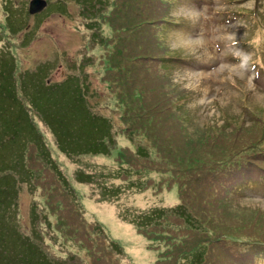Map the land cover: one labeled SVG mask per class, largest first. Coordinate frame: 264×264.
I'll return each mask as SVG.
<instances>
[{"label":"rangeland","instance_id":"rangeland-1","mask_svg":"<svg viewBox=\"0 0 264 264\" xmlns=\"http://www.w3.org/2000/svg\"><path fill=\"white\" fill-rule=\"evenodd\" d=\"M48 1L50 5L58 0ZM93 4H99L105 12L97 26H87L88 21L78 13V5L70 2L68 20L56 14V6L41 9L36 12L37 17H27L24 38L8 34L3 22L6 15L0 10V50L11 48L25 72L50 63L52 72L48 78L55 85L64 75L78 76L77 59L88 61L84 63L89 72L88 90L93 91L96 99L92 100L93 107H88L89 113L85 103L77 106L81 116L75 119L82 122V127L74 131L91 129L82 119L85 113L105 117L114 130L110 143L106 144L109 156L102 158L96 152L63 155L54 134L51 135L46 125L42 127L41 135L51 153L55 150L52 155L57 171L70 185L72 194L67 195V187L66 191L50 188L47 193L44 182L40 186L38 180V186L33 189L26 183L22 195L18 186L28 176L21 173V167L26 165L25 157L33 173L42 168L31 144L36 135L28 125L32 117L24 105L26 114L21 133L14 136L18 142L13 143L14 138L9 140L10 135H2L0 139V264H54L52 260L58 264H92L96 258L102 261L109 249L107 264H191L193 252L185 260L181 254L177 258L178 253L190 248L196 252L204 250L198 264H256L248 250L250 246L256 249L257 243L253 241L264 244V196L261 192L249 193L252 186H244L243 180L264 173V74L258 71L259 59L264 61V0H164L161 4L154 1L151 5L156 14L151 17L154 25L136 36L131 30L115 32L117 20H110L113 0H92ZM160 19L165 22L160 23ZM167 20L191 23L197 31L187 34L177 26L167 27ZM123 23L127 25V21ZM101 39L115 46L104 48L106 55L112 53L114 61L120 59L118 51L131 49L136 41L139 47H144L148 58L136 63L140 68L130 70L128 65V73L121 67L118 70L132 85L136 75L139 87L149 90L148 95L157 93L160 103L170 110L162 118L165 126L162 135L156 133L155 126L143 127L137 112L131 113L132 119L124 115L118 85H115L118 98L109 92L107 74L99 64L101 58L104 67ZM84 45L88 50L80 54ZM168 51L190 57L194 62L162 65V57ZM25 78L36 81L31 76ZM22 80L21 74L12 86L24 103ZM143 84L152 88V93ZM185 89L187 93L181 91ZM243 91L246 97H241ZM191 92L193 95L189 97L181 96ZM141 93L146 95V90ZM53 97L60 106L63 99L57 94ZM1 102L9 106L6 101ZM86 102L90 104L89 97ZM179 102L183 103L182 107L177 105ZM241 102L253 112L247 118L240 113L244 111ZM66 103L70 101H63ZM172 107H176L174 111ZM0 110L5 114L6 107ZM76 115L75 111L69 114ZM17 117L13 116L14 120ZM73 124L69 123L71 130ZM69 125L65 127L67 132ZM90 137L97 141L106 135H99L94 128ZM140 144L149 157L137 152ZM16 150L19 152L15 153ZM244 152L254 158L255 164L256 160L260 161L256 164L257 172L248 159L241 164ZM12 156L18 160L15 170L9 164ZM202 170L208 175L200 176ZM80 171L89 178L77 180ZM42 178L40 174L39 179ZM32 199H35L33 208L45 212L36 232L41 235L48 255L42 252L35 234L19 232L21 223L31 225ZM47 200L51 203H46ZM70 208L78 214L76 219L68 214ZM159 210L166 215L158 225L147 228L136 225L140 221L136 215ZM32 216L38 218L36 213ZM57 219L62 221L58 226ZM62 224L69 225L73 231L61 230ZM101 227L104 242H93ZM110 243L120 250L110 248Z\"/></svg>","mask_w":264,"mask_h":264},{"label":"trees","instance_id":"trees-1","mask_svg":"<svg viewBox=\"0 0 264 264\" xmlns=\"http://www.w3.org/2000/svg\"><path fill=\"white\" fill-rule=\"evenodd\" d=\"M46 1V7L48 6L47 10H50L52 6H56V14L60 15L62 18L64 17L65 20L70 19L69 14L71 13L70 8V2H73L75 5H78L80 11L78 12L79 15L86 21L87 26H94L98 25L99 23V17L102 15H105V12L103 13V9L97 4L96 6L92 5V0H58L57 3H52L49 5V1ZM154 1H157L159 4H161L164 0H113V9L110 13H113L110 20L116 21V27H114L115 32L120 33V29H122L124 32L127 30H131L132 33L135 32V36L139 33L144 32L145 30L151 28L154 25V22L151 21V17L156 15L153 9L151 8V5ZM28 0H0V10L5 13L6 17H4V23L5 28L9 35L12 36H21L24 38L25 31L28 28V23L26 18L29 17L31 14L28 11L29 2L27 4ZM37 14L33 15V17H37ZM119 17V18H118ZM127 21V25L123 23V21ZM125 26V27H124ZM98 28V27H97ZM23 34V35H22ZM99 38H102V36H98ZM123 37V36H122ZM121 37V38H122ZM118 38V37H117ZM119 43L120 44V39ZM111 41L114 43L113 39L111 38ZM135 41V40H134ZM107 41L104 39H101V46H102V54L104 56L103 65L101 64V58L99 59V64L101 65V70L103 68L104 72L107 74V77L105 76V81L108 82V89L110 93H114V97H117V92L115 89V85H118L119 89V101L120 104L125 108L124 109V115L129 116L131 118V113L137 112L140 117V121L143 124V127H146V125H149L150 127L155 126L157 128L156 133L158 135L161 134V131H164L165 126L163 123L162 118H165V115L169 109H167L165 104L160 103L159 96L157 93L149 94V90L145 88H140L139 83H137L136 75L134 76V82L133 85L129 82L128 79H124L123 76L120 74V71L118 70L120 67L121 69H125L128 73V65L130 70L132 68L138 69L140 68L136 63L140 62V59L146 60L148 57L146 56V51L144 50V47H139L138 42L132 44V48L126 50H123L121 52L118 51L120 55V59L116 58V61L119 59V62L114 61V57H112L110 54L106 55L104 52V48H112L115 46H111L109 43H106ZM88 50V47L84 45V47L81 49L80 54H85V51ZM79 56V55H78ZM81 57V56H80ZM17 57L14 53V51L10 48L7 50H0V109L2 107H6L5 114L2 113L0 110V139L2 135H10L9 140L13 139L15 135H19L21 133L22 125L24 122V114H26L24 110L27 109V112L32 117V122L29 121L28 125L32 130L35 132V139L33 140V143H31L35 148V152L38 154L39 163L41 162L42 168L40 171L33 173L32 170L28 167L27 164V158L25 157V163L24 167H21V173H23V177L27 176V180L20 181L18 186V193H22L25 190L26 183L31 184V189L37 187L36 182L40 181V186H42V182L45 184V188L47 190V193H49V189L52 190L62 188L66 191L67 187V195L71 197L72 191L70 190V185L64 181L63 176L61 173L59 174L57 171L56 164L53 161V149L52 153L50 151V147L46 143L45 138L43 135H41V128L45 127V125L48 127L49 131L51 132V135H53L55 142L57 144L58 149L63 153V155H68L70 153L71 156L73 154L75 155H85L90 154V152H96L100 156L108 157L107 154V146L106 144L110 143V135H114L113 133V124L109 122L105 117L100 115H88V107L92 106L93 102L92 100H95V94L93 91H89V84L90 81L88 79V66L85 65L80 59H77L76 61V70L78 73V76H66L64 75V79L57 82L55 85L52 83V81L48 78L50 73L52 72V64L48 63L45 65H42L38 69L35 70H28L25 72L23 66L19 67V64L17 62ZM117 64V66L114 67V64ZM18 67V69H17ZM14 68V69H13ZM21 68L22 70H20ZM116 69V70H115ZM123 69V70H124ZM110 73L112 74V77H110ZM127 73L126 74L127 76ZM18 76H17V75ZM23 76L22 83L20 85V88L22 89V95L26 96L25 102L22 103V101L19 99L18 95L16 94V89L12 84L14 83L13 80L20 79V76ZM66 74V73H64ZM25 76H31L36 79L35 82L26 81ZM136 80V81H135ZM115 82V83H114ZM12 86V87H11ZM15 86H17L15 84ZM143 86L149 88L148 86ZM19 88V89H20ZM150 89V93H152L153 89ZM54 90V93H53ZM142 91L146 90V95H142ZM61 91V92H60ZM52 92V93H51ZM60 92V93H59ZM55 94L59 98H62L63 100L60 102V106H57L54 97ZM20 96V98H21ZM90 98L91 102L88 104L86 101ZM118 98V97H117ZM144 99V101H143ZM70 101V104H63V101ZM1 101H6L9 106L4 105ZM82 103H85L87 106V113H85L86 116H83L82 119H84L85 126L90 127V130H83L81 133H78L74 131V128L82 127V122L80 120H76L75 118H79L81 116V113L77 110V106L81 105ZM92 103V104H91ZM94 105V104H93ZM120 105V107H122ZM68 107V108H67ZM93 107V106H92ZM95 107V106H94ZM122 107V108H123ZM67 108L66 111H63L62 113H59L60 110H63ZM90 109V107H89ZM31 111V113L29 112ZM121 110V109H119ZM76 112V116H69L70 113L73 114V112ZM64 113H66V116H62ZM13 116H18L17 118H13ZM127 119V117H125ZM68 121V122H67ZM67 122V123H66ZM73 124V130L70 129L69 123ZM69 125V131L67 132V129L65 127H68ZM96 129L98 131L99 135H106V138L102 137V140H91L90 133L93 131V129ZM71 131V132H70ZM146 132V131H143ZM70 133V135H69ZM162 135V134H161ZM18 140L14 138L13 143H17ZM166 143V142H164ZM29 145V144H28ZM137 152L142 151V155L145 157H149L148 152L145 150V147L140 144V146L136 147ZM19 151L16 150L15 153H18ZM5 153H8L5 151ZM92 154V153H91ZM116 155H120V153H116ZM17 156H12L9 164H11L12 169H17L19 166L18 160L16 158ZM241 164L243 162H246V159H248V163H250L251 168H257L258 166L253 162V157L247 156L245 152L241 154ZM245 159V160H244ZM257 162V161H255ZM2 163V159L0 157V164ZM240 164V165H241ZM25 168V173H24ZM260 168V167H259ZM206 170H202L200 176L204 173L205 176L208 175V172L205 173ZM248 171V169H247ZM87 173V172H86ZM40 174L43 175V178L40 180ZM88 174V173H87ZM260 174L264 178L263 173H257V176L260 177ZM126 175V174H125ZM9 177H12V175L9 174ZM29 177V178H28ZM85 178H89V175H86L84 173H81V171L77 174L76 178L77 180H83ZM199 177V176H198ZM251 186H257L258 183L254 181L253 179H248ZM8 184L10 182L9 179H7ZM14 183V182H13ZM76 183V181H75ZM206 184L211 185L210 182L206 181ZM143 187V186H141ZM10 188V184H9ZM9 188H8V194H9ZM252 190V188H250ZM70 191V194L68 193ZM9 199V195H8ZM32 204L29 208V220L31 225L27 226V224H20L21 229H19L20 234H23V232L28 235L31 232L35 234L38 237V240L40 241L42 252H45L46 255H48V251H46V248L43 243V239L40 234H38L37 228L38 225H40V221L43 219V215H45V212H38L37 207L33 208L35 205V199L31 200ZM46 203H51L50 200L45 201ZM8 203V202H7ZM6 203V205H7ZM5 205V206H6ZM16 206V205H15ZM50 207L52 208V205L50 204ZM58 205L54 203V209L57 210ZM18 209L20 211L19 205ZM42 209V208H40ZM212 210L214 211V205ZM60 211L59 213H61ZM33 213H36L38 218L35 216H32ZM68 214L73 219H76V216L78 214L72 209H68ZM166 215V212H163V210H159L157 212H152L151 214H145L140 213L136 215V218H139L140 221H136V225H138L140 228H147L152 227L154 224L158 225L159 221H164V217ZM179 217H182L180 214H177ZM68 216V215H67ZM262 219V217H260ZM62 221L57 219L56 226H58ZM68 226V227H67ZM64 224L60 225L59 228L66 229L68 232L69 230L73 231V229L67 225ZM104 226V225H103ZM23 227H27L25 230ZM105 228V227H104ZM77 231V229H74ZM104 229L98 228V233L96 232L95 237L93 239V242H104V236L101 231ZM106 232V228H105ZM113 242V240H111ZM257 243L256 249L253 250L250 246L249 254L252 252L253 259H256V264H264V244L259 243L258 241H253ZM202 246V245H201ZM110 248H120L115 243H110ZM204 250H200L199 252H196L193 249L184 250L181 253H178L177 258L181 255H183L182 259H186L189 256H191V253L193 252V255L191 256V264H198V261L201 260V258L204 255ZM108 254L110 255V249L109 252L106 251L105 257H103L102 261H99L98 258H94L95 260L92 262V264H107L108 262ZM0 260H2V249L0 248ZM54 261V264H58L57 261ZM65 264H84L82 262H65Z\"/></svg>","mask_w":264,"mask_h":264},{"label":"water","instance_id":"water-1","mask_svg":"<svg viewBox=\"0 0 264 264\" xmlns=\"http://www.w3.org/2000/svg\"><path fill=\"white\" fill-rule=\"evenodd\" d=\"M46 6L45 0H30L28 5V11L30 14H34Z\"/></svg>","mask_w":264,"mask_h":264},{"label":"bare ground","instance_id":"bare-ground-1","mask_svg":"<svg viewBox=\"0 0 264 264\" xmlns=\"http://www.w3.org/2000/svg\"><path fill=\"white\" fill-rule=\"evenodd\" d=\"M114 222V221H113ZM111 224H113V223H111ZM119 225V224H118ZM117 225V226H118ZM126 228H127V225H124ZM115 227V226H114ZM120 227V226H119ZM126 228H124V229H126ZM120 230V229H119ZM116 233H118V234H121L119 231H115ZM124 236V235H123ZM142 255V254H141Z\"/></svg>","mask_w":264,"mask_h":264}]
</instances>
